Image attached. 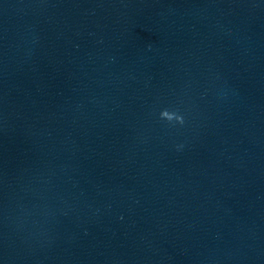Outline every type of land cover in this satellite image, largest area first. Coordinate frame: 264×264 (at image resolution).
Segmentation results:
<instances>
[{"label": "water", "instance_id": "obj_1", "mask_svg": "<svg viewBox=\"0 0 264 264\" xmlns=\"http://www.w3.org/2000/svg\"><path fill=\"white\" fill-rule=\"evenodd\" d=\"M0 264H264V0H0Z\"/></svg>", "mask_w": 264, "mask_h": 264}]
</instances>
